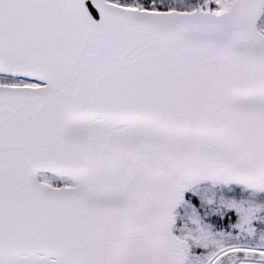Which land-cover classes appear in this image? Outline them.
I'll return each mask as SVG.
<instances>
[{
    "label": "snow or ice",
    "instance_id": "obj_1",
    "mask_svg": "<svg viewBox=\"0 0 264 264\" xmlns=\"http://www.w3.org/2000/svg\"><path fill=\"white\" fill-rule=\"evenodd\" d=\"M0 264H264V0H0Z\"/></svg>",
    "mask_w": 264,
    "mask_h": 264
}]
</instances>
